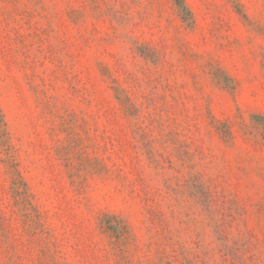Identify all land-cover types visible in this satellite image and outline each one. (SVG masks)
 Here are the masks:
<instances>
[{"label":"rangeland","instance_id":"obj_1","mask_svg":"<svg viewBox=\"0 0 264 264\" xmlns=\"http://www.w3.org/2000/svg\"><path fill=\"white\" fill-rule=\"evenodd\" d=\"M0 264H264V0H0Z\"/></svg>","mask_w":264,"mask_h":264}]
</instances>
